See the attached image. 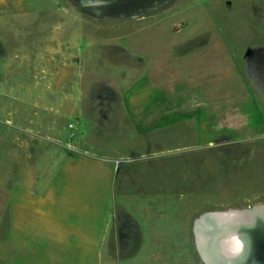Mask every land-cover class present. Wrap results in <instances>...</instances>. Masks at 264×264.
<instances>
[{"label":"rangeland","instance_id":"374dc122","mask_svg":"<svg viewBox=\"0 0 264 264\" xmlns=\"http://www.w3.org/2000/svg\"><path fill=\"white\" fill-rule=\"evenodd\" d=\"M77 154L115 167L97 251L9 242ZM0 264H264V0H0Z\"/></svg>","mask_w":264,"mask_h":264},{"label":"crops","instance_id":"0c3cea01","mask_svg":"<svg viewBox=\"0 0 264 264\" xmlns=\"http://www.w3.org/2000/svg\"><path fill=\"white\" fill-rule=\"evenodd\" d=\"M114 177L111 161L88 154L63 156L46 181L32 172L7 191L9 242L17 233L21 242L97 251L113 207Z\"/></svg>","mask_w":264,"mask_h":264},{"label":"water","instance_id":"95a60500","mask_svg":"<svg viewBox=\"0 0 264 264\" xmlns=\"http://www.w3.org/2000/svg\"><path fill=\"white\" fill-rule=\"evenodd\" d=\"M224 254L233 257L241 251V245L237 237L223 238L219 242Z\"/></svg>","mask_w":264,"mask_h":264}]
</instances>
